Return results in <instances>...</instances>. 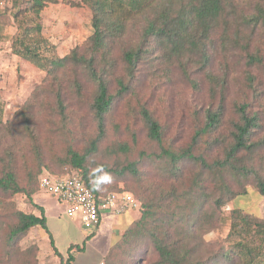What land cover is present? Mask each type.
Returning a JSON list of instances; mask_svg holds the SVG:
<instances>
[{
	"label": "trees",
	"instance_id": "obj_1",
	"mask_svg": "<svg viewBox=\"0 0 264 264\" xmlns=\"http://www.w3.org/2000/svg\"><path fill=\"white\" fill-rule=\"evenodd\" d=\"M25 1L14 0L19 34L12 51L46 77L5 124L0 104V204L9 200L4 210L14 220L0 264H16L19 243L33 228L48 231L41 208L34 205L41 216L13 212L10 200L31 199L43 176L76 172L97 197L132 193L141 203L140 218L111 246L106 264H264V219L238 209L219 251L195 259L189 247L196 229L218 223L220 208L248 185L264 196V0H63L91 10L92 34L62 58L42 35L41 13L58 1ZM2 17L0 11V42ZM137 20L143 27L134 32ZM177 84L196 104L181 118L189 131L173 134L180 122H163L146 95ZM127 99L136 101L130 112L155 146L136 160L134 131L132 145L103 142L108 117ZM160 105L169 112L164 98ZM88 117L96 133L84 140ZM39 125L57 136V147L43 140ZM50 239L61 264L82 251L72 246L65 259Z\"/></svg>",
	"mask_w": 264,
	"mask_h": 264
},
{
	"label": "rangeland",
	"instance_id": "obj_2",
	"mask_svg": "<svg viewBox=\"0 0 264 264\" xmlns=\"http://www.w3.org/2000/svg\"><path fill=\"white\" fill-rule=\"evenodd\" d=\"M57 1V3L49 4L41 13L42 35L48 41V44L54 47L55 55L62 58L69 54L76 46L83 45L92 34V12L85 5L82 7H72L69 4L63 3V0ZM70 1L78 2L80 0ZM0 2H5V6L3 8L0 7V11L3 13L1 20L5 23V39L0 42V104L3 108L2 121L5 124L14 118L16 112L29 99L35 88L44 81L46 72L37 68L34 64L23 60L12 51V43L19 34L17 23L14 20V0H0ZM29 3L27 0L23 6L26 7ZM142 27L143 23L141 20H137L133 23L132 30L139 32ZM171 87L167 86L162 90L152 88L148 92V95H146L147 99L152 110L157 111L156 115L163 122H167L171 126L175 122H180L179 126L172 129L173 134L188 132L190 125L187 124L186 120H181V118L184 116V113H187L186 108L189 105L196 104L195 96L189 88L178 87V84L176 88ZM232 97H234L233 94ZM161 98L167 101L169 112L163 113L160 105ZM124 102L126 103L121 102L118 106H115L114 113L108 117L107 134L103 142L104 144H111L121 141L132 145L133 141L131 140L130 132L134 131L137 141L135 142L136 150L132 159L136 160L141 152H151V150L155 149V146L146 141L145 130L137 111L135 113L133 111L130 112L129 106L134 107L136 101L127 99ZM84 111L88 112L87 109ZM230 113H233L231 108L228 110V114ZM82 115H85V112ZM82 119L85 121L87 118L83 117ZM115 124L119 125L118 129L115 128ZM39 128L43 140L47 138L46 141L48 143H52L53 147H57V136L52 135V132L49 129H45L42 125H39ZM84 130L85 132L82 133L84 140L96 133V127L90 117H88L87 126ZM26 160L31 162L32 158ZM146 166L150 168V165ZM149 168L146 169L149 170ZM45 171L43 169L39 176L41 177L46 174L44 173ZM65 171V175L73 172L69 169ZM151 176L155 178L159 177L158 174H151ZM246 188L247 191L244 194L229 200L220 208L218 223L202 231H197L196 229V235L189 245L195 251V259L205 257L207 254H211V251L217 252L222 245H226L225 240L229 233L230 218L234 209L242 210L244 213L253 214L264 219V196L253 185H248ZM40 191L39 189L31 199L24 194L15 195L10 200L13 204V208H11L13 212L18 210L25 213H34L36 210L34 199ZM7 202L9 200L2 199L0 204V255H4L6 251L5 237L9 231L8 228L13 225L14 221L12 210H4ZM137 203L138 208L134 209V211H137L139 216H141V203L139 201ZM32 230L19 243L18 248L21 251V255L17 257L20 261L19 264H29V262L34 264V261L31 259L32 256H35L37 259V264H46V259L43 258L46 254L41 249L38 242L39 238L34 237ZM26 251L31 253H26ZM18 260L16 264H18ZM58 261L60 260L58 259ZM144 262L147 264V261Z\"/></svg>",
	"mask_w": 264,
	"mask_h": 264
},
{
	"label": "crops",
	"instance_id": "obj_3",
	"mask_svg": "<svg viewBox=\"0 0 264 264\" xmlns=\"http://www.w3.org/2000/svg\"><path fill=\"white\" fill-rule=\"evenodd\" d=\"M35 205L44 212L47 230L35 227L32 230L35 238H39L42 251L46 254V264H61L55 254L50 235L56 250L66 259L72 246H79L82 251L73 250L74 261L71 264H99L105 260L111 246L118 241L127 228L140 218L137 211H129L119 216L104 214L99 227L90 232L84 229L79 220H72L65 216L64 206L51 195L40 191L35 197ZM36 216L41 212L36 209ZM60 261H58V259ZM45 264V263H44Z\"/></svg>",
	"mask_w": 264,
	"mask_h": 264
},
{
	"label": "built area",
	"instance_id": "obj_4",
	"mask_svg": "<svg viewBox=\"0 0 264 264\" xmlns=\"http://www.w3.org/2000/svg\"><path fill=\"white\" fill-rule=\"evenodd\" d=\"M5 2H0L4 7ZM40 190L56 198L65 209V216L79 220L87 231L96 230L104 214L119 216L138 208L137 201L129 193L109 194L97 197L90 192L79 173L54 179L43 176L40 179ZM99 264H106L105 260Z\"/></svg>",
	"mask_w": 264,
	"mask_h": 264
},
{
	"label": "clouds",
	"instance_id": "obj_5",
	"mask_svg": "<svg viewBox=\"0 0 264 264\" xmlns=\"http://www.w3.org/2000/svg\"><path fill=\"white\" fill-rule=\"evenodd\" d=\"M111 177L108 174H105V180L104 182H110Z\"/></svg>",
	"mask_w": 264,
	"mask_h": 264
}]
</instances>
